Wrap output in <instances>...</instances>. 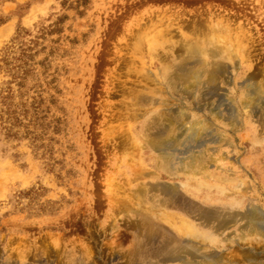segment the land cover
Wrapping results in <instances>:
<instances>
[{
	"label": "rangeland",
	"instance_id": "obj_1",
	"mask_svg": "<svg viewBox=\"0 0 264 264\" xmlns=\"http://www.w3.org/2000/svg\"><path fill=\"white\" fill-rule=\"evenodd\" d=\"M191 41L204 50L182 51ZM215 62L230 85L222 69L205 84ZM171 64L185 65L180 78ZM249 76L264 93V0H0V264H181L164 261L184 251L264 264V238L241 234L240 222L230 244L197 226L158 230L184 211L194 225L250 204L264 218V101L240 87ZM198 122L191 147L235 172L201 188L155 169L148 146L174 138L183 152ZM160 200L180 210L134 229L127 211Z\"/></svg>",
	"mask_w": 264,
	"mask_h": 264
},
{
	"label": "bare ground",
	"instance_id": "obj_2",
	"mask_svg": "<svg viewBox=\"0 0 264 264\" xmlns=\"http://www.w3.org/2000/svg\"><path fill=\"white\" fill-rule=\"evenodd\" d=\"M179 45L182 48L181 50L187 51V53L189 55H195V54L201 53V50L203 49L199 46H196L197 41L196 42L195 41L184 42V43H180ZM218 50H220V48H218ZM178 51H180V50H178ZM202 52H204V51H202ZM217 53H218V51H216L214 49L209 50V54L211 55V57H215L217 55ZM156 55H157V56H155L156 59L158 61L162 62L163 61L162 56L160 57L159 54H156ZM201 64L202 65H209L207 63H201ZM211 66L213 68L211 69V73L209 74L210 78L209 79L207 78L208 80L205 81V84H207V85H213L214 84L215 85L217 83L216 79H215L216 76L218 74L219 75L221 74V73H219L218 70L222 69L223 70L222 75L224 78L223 81L227 85H230L231 77L226 76L227 73L229 75V72L227 71L228 68L227 67L223 68L221 63H216V62L214 64H212ZM185 68L186 67L184 64H177V65L171 64V65H165L164 66V70H166V71L171 70L173 72L172 73L173 79L176 77L180 78L179 76L183 75V73H181V72ZM216 73H217V75H216ZM186 74L189 75V73H186ZM194 76H193V78L198 77V76H195V77ZM185 80H187V79H185ZM185 80H183V81H185ZM252 81H254V77L249 76L247 78V80L244 81V83L242 82L240 84V87L246 88V86H247V87L253 88L252 91L249 90V94L247 95V97H249L250 100H253V101L257 100V103H259L258 101H260V100L264 101V98H263L264 93L256 84L253 87L252 85L254 83ZM183 83L184 82H181L182 85H183ZM188 83L190 85L194 84L193 82H189V80H188ZM246 107H248V106L246 105ZM232 114H233V111H232ZM238 124L239 123H238V120L236 118H233V120H231L229 122V125H231L232 127H236ZM200 125L203 126L204 123L202 125L201 122H198L195 125H193V127H191V129L185 130L186 133L190 132V134L185 139L186 144L188 143L189 145L187 146L186 150L183 152L178 151L177 148L179 146H181L184 142L179 144L178 139H174V138L168 139V138H160L159 136L158 137L153 136L154 139L150 140L148 142L149 148L157 154V157L155 159L151 160L153 167L155 169L160 168V167L165 168L168 170L169 174L176 176V177L179 176L180 174H182L184 177H186V179H189L191 176L195 177V178H199L196 183L200 188L202 185L200 182H204L205 179H211V180L213 179L216 183H221V181L224 180V178H223L224 174H227V175L230 174L231 176L235 175L234 171L226 170V169H224V167L219 166V165L213 163L212 161H208L206 158V154L203 151L198 150L199 146L198 147H191L192 145H190V144L193 141L198 140V133L200 130H199V128H197V126L200 127ZM183 129H184V127H183ZM202 129H203V127H202ZM205 130H206V128H205ZM228 146L231 147V149L233 148V146L231 144H228ZM195 149H197V150H195ZM228 153H224V154H226L225 157L230 158L228 156ZM181 155H184V156H181ZM155 160H157V161H155ZM211 164H213V165H211ZM210 167H214L213 172H209ZM138 175H140V174H138ZM198 181H200V182H198ZM154 184L150 183L151 187L149 186V188L153 189V191H155V192L161 191V189L160 190L158 189L159 185H154ZM160 186H161V188L165 189L164 192L169 191L170 194L178 193V191H174V190L172 191V190L166 189L165 185H160ZM169 193H165V194H169ZM211 199H213V198H211ZM169 203H172V205H169ZM153 204H156V201L153 202ZM237 205H238V203L236 201H234L232 203L230 210L235 209L237 207ZM156 208H158V210H156ZM160 208H162V210ZM169 208H171L172 210H180L178 207H176V203L174 201H168V200L167 201H161L160 200L156 205H153L152 207H148V208L140 207L137 209H130L127 212H128V214L132 213L137 218L139 217V222L136 221L137 224L135 226L133 225L134 229L138 230V232H139V230L143 231L148 227L146 220H147V217H150V216H148L149 213H152L156 217L159 215H161V217H163V215H162L163 209L167 210ZM255 208L257 209V207L252 206L250 204L249 208L245 212H241V213L238 212L235 214H231L230 212L218 213L216 211H213L212 214H213L214 218H212V219H210V218L208 219V217H206V215L203 217L198 215L197 218L193 219V220H197L196 221L197 223L195 225H194V223H192L193 221H191V222L189 221L192 219H190L187 212L184 211V213H182V214H184L183 215L184 219L180 220L178 218L177 222H174L176 220V217H173V216L171 218H168V220H165L167 218H162L164 221H167L166 223H169V226H170V223L171 222L172 223H171L170 228H165V227H163V225L158 224V226H159L158 230L159 229L160 230L171 229L172 231L176 232L177 234L185 232V233H187V235L191 236L194 234L193 230H197L195 228L197 226V227H200V229H202V230L208 231V235H210V236L214 235L217 237H221L222 243L230 244L231 242L235 241V239L233 240V236L236 233L235 232L234 233H227V232L231 228V225H235L238 222H240L241 225L237 228V230L241 234L246 236V235H251V233H255V234L264 238V218H262V216L259 215V213L257 212V210ZM159 212H161V214ZM123 214H125V213H123ZM220 217H222V218L226 217L227 220L220 221V219H221ZM226 218H223V219H226ZM177 223L179 224V226H177L178 225ZM184 235H186V234H184ZM204 236H205V234H204ZM195 238H198V237H195ZM178 241H179L178 243H183L182 245H184L185 247L190 246V245H196V243L189 238H184V237L178 238ZM218 260H219V257L216 254L200 255L199 253H192V252L185 253V251H184V254L180 253V255H178V256L174 255V256L169 257V258L166 257L164 262H179L181 264H210V263L212 264V263L217 262Z\"/></svg>",
	"mask_w": 264,
	"mask_h": 264
},
{
	"label": "crops",
	"instance_id": "obj_3",
	"mask_svg": "<svg viewBox=\"0 0 264 264\" xmlns=\"http://www.w3.org/2000/svg\"><path fill=\"white\" fill-rule=\"evenodd\" d=\"M157 175L159 176V178H161V177H162V175H161L160 173H158ZM178 180H181V179H178Z\"/></svg>",
	"mask_w": 264,
	"mask_h": 264
},
{
	"label": "trees",
	"instance_id": "obj_4",
	"mask_svg": "<svg viewBox=\"0 0 264 264\" xmlns=\"http://www.w3.org/2000/svg\"><path fill=\"white\" fill-rule=\"evenodd\" d=\"M27 56H25V58H26ZM17 77V76H16Z\"/></svg>",
	"mask_w": 264,
	"mask_h": 264
}]
</instances>
